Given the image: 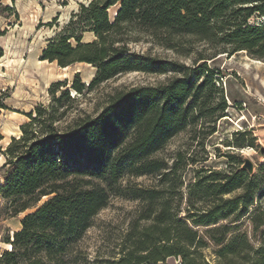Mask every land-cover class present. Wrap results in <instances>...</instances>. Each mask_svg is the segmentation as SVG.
<instances>
[{"label":"trees","instance_id":"1","mask_svg":"<svg viewBox=\"0 0 264 264\" xmlns=\"http://www.w3.org/2000/svg\"><path fill=\"white\" fill-rule=\"evenodd\" d=\"M115 7L111 18L108 12ZM256 14L264 17V0H92L80 5L67 24L70 32L50 43L43 59L63 68L84 63L95 73L87 85L79 73L70 84L53 83L49 103L27 115L20 135L2 151L0 197L9 216L35 210L6 239L10 249L0 254V264H75L78 242L112 197L139 201L141 208L119 243L117 259L105 264H264V239L253 246L264 219L252 224L250 232L240 230L264 186L244 171L211 172L190 187L187 214L181 218L184 182L179 171L198 160H184L178 152L169 167L156 156L201 117L224 116L225 102H215L213 70L204 63L190 74L183 65L129 49L144 39L188 56L195 43H202L216 53L242 51L264 62V25L249 21ZM85 30L93 41L80 42ZM168 72L180 77L152 87L117 89L104 96L95 113H78L67 122L73 105L117 76ZM215 130L211 125L207 135ZM259 172L264 174V163ZM142 176L159 180L143 188L128 179ZM236 190L242 193L224 198ZM205 197L210 200L201 211L195 204ZM209 248L213 261L204 255Z\"/></svg>","mask_w":264,"mask_h":264},{"label":"rangeland","instance_id":"2","mask_svg":"<svg viewBox=\"0 0 264 264\" xmlns=\"http://www.w3.org/2000/svg\"><path fill=\"white\" fill-rule=\"evenodd\" d=\"M91 1L0 0V185L4 184L5 157L2 151L12 137L20 135V126L29 121L27 115L38 105L45 106L49 103V87L55 82L67 81L70 84L76 73H79L80 79L86 85L94 76L95 69L90 65L73 63L64 69L55 61L43 59V51L48 45L59 35L70 32L67 24L78 12L79 6H86ZM115 11L116 7L109 10L111 18ZM249 21L264 25V17L258 14ZM93 40L94 35L91 32L85 30L81 33V43ZM146 41L140 39V42L130 44V51L173 61L189 68L190 74L206 63V67L213 70L215 87H218L215 102L223 99L226 104L222 118L201 117L194 127L186 126L175 134L156 154L169 167L178 152L184 153V160H198L196 165L188 162L179 171L184 182L179 217L187 214L186 200L190 187L196 184L198 178L207 177L211 172L224 171L230 175L244 171L254 184L264 186V174L259 172V167L264 163V154L260 153V149L264 148V62L257 63L258 60L248 57L242 51L229 56L226 53H216L202 43H195L188 56H180ZM71 42L74 46L72 39ZM178 77L180 74L176 72L164 75L129 73L117 76L73 105L67 122L78 113L92 114L95 108H100L104 96L117 89L152 87ZM202 79L201 72L198 83ZM211 125H215L216 130L207 135ZM236 142L242 143L243 148L236 147ZM201 144L203 147H200ZM244 159L253 164L251 173L242 168ZM201 168L206 171L198 172ZM128 179L132 184L147 188L154 185L159 176ZM241 193L242 190H236L224 198H232ZM204 199L205 201L195 204L201 211L205 210L206 202L210 200L208 197ZM43 201L45 199L39 202L38 207ZM6 207L5 201L0 197V254L10 249L5 241L7 238L11 239L13 233L20 229L21 219L35 210L11 217ZM140 208L139 201L127 197H112L107 207L93 218L91 226L78 242L77 251L80 255L75 264H105L117 259L119 243ZM244 218L240 230L246 229L248 232L253 229L252 224L264 219V195L255 196L254 203L248 208ZM224 223L226 224H221ZM254 236L255 247L258 246V241L264 239V226L258 228ZM204 255L213 261L212 249H206ZM168 263L172 264L173 261L169 260Z\"/></svg>","mask_w":264,"mask_h":264},{"label":"water","instance_id":"3","mask_svg":"<svg viewBox=\"0 0 264 264\" xmlns=\"http://www.w3.org/2000/svg\"><path fill=\"white\" fill-rule=\"evenodd\" d=\"M260 153L264 154V148L260 149ZM242 168L246 170L248 173H251L253 171V164L251 163L250 160L244 159Z\"/></svg>","mask_w":264,"mask_h":264},{"label":"bare ground","instance_id":"4","mask_svg":"<svg viewBox=\"0 0 264 264\" xmlns=\"http://www.w3.org/2000/svg\"><path fill=\"white\" fill-rule=\"evenodd\" d=\"M258 63V62H257ZM65 69V68H64ZM9 247V246H8Z\"/></svg>","mask_w":264,"mask_h":264}]
</instances>
